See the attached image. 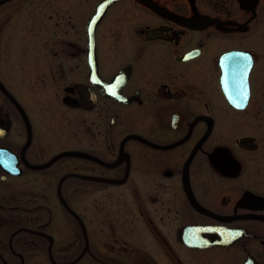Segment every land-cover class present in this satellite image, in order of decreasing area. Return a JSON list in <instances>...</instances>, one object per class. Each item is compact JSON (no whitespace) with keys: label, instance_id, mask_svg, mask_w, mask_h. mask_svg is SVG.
Here are the masks:
<instances>
[{"label":"flooded vegetation","instance_id":"af4514ba","mask_svg":"<svg viewBox=\"0 0 264 264\" xmlns=\"http://www.w3.org/2000/svg\"><path fill=\"white\" fill-rule=\"evenodd\" d=\"M0 264H264V0L0 5Z\"/></svg>","mask_w":264,"mask_h":264},{"label":"water","instance_id":"95a60500","mask_svg":"<svg viewBox=\"0 0 264 264\" xmlns=\"http://www.w3.org/2000/svg\"><path fill=\"white\" fill-rule=\"evenodd\" d=\"M8 0H3V1H1L0 2V5H2V4H4V3H6ZM10 98H12L11 96H9ZM14 101H15V99L14 98H12ZM15 103L18 105V103L15 101ZM19 106V105H18ZM66 155H70V154H66Z\"/></svg>","mask_w":264,"mask_h":264},{"label":"snow or ice","instance_id":"6c2138e0","mask_svg":"<svg viewBox=\"0 0 264 264\" xmlns=\"http://www.w3.org/2000/svg\"><path fill=\"white\" fill-rule=\"evenodd\" d=\"M249 58L245 57V61H247Z\"/></svg>","mask_w":264,"mask_h":264}]
</instances>
